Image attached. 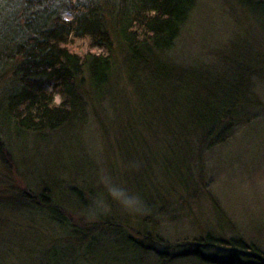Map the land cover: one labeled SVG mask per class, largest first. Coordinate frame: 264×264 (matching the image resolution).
Listing matches in <instances>:
<instances>
[{"label":"trees","instance_id":"obj_1","mask_svg":"<svg viewBox=\"0 0 264 264\" xmlns=\"http://www.w3.org/2000/svg\"><path fill=\"white\" fill-rule=\"evenodd\" d=\"M0 3L4 5L0 12V66L9 67L10 85L1 96L0 127L9 130L17 141L30 137L47 141L60 130L83 129L96 105L103 114L101 119L97 117L103 126L102 109L118 107L120 103L121 108L111 109L122 122L118 126L117 146L121 142L126 148L138 145L142 131L156 134L162 151L174 154L173 151L186 149L190 153L204 145L213 147L230 134L232 123H223V119L227 112L235 114L232 108L236 90L226 84L221 98L205 101L198 91L203 74L176 71L169 62V55L196 7L195 0ZM243 4L264 19L262 0H244ZM65 15L70 19H63ZM73 39H86L99 52L76 54L68 48ZM181 153L179 158L170 159L172 164L164 159L167 165H162V176L169 183L186 188L190 180L188 165L193 159L190 160L191 154ZM138 179L139 174L125 176L128 184ZM138 189L140 205L135 212L151 221L157 198ZM71 194L68 197L79 211L77 220L61 209L62 201L46 188L32 195L20 194V209L26 211L24 214L42 217L45 228L40 235L41 244L38 240L28 250H17L24 254L22 259L28 264L164 261L166 256L156 249L162 241L159 235L152 236L143 227L141 240L134 239L117 228L111 218L97 213L94 205L102 200L106 206V198L92 194L86 199L79 191ZM193 241L194 253L186 254L193 264H264V253L239 238L222 241L206 235ZM216 243L226 246L228 258L206 254ZM8 254V249L0 248V260Z\"/></svg>","mask_w":264,"mask_h":264},{"label":"rangeland","instance_id":"obj_2","mask_svg":"<svg viewBox=\"0 0 264 264\" xmlns=\"http://www.w3.org/2000/svg\"><path fill=\"white\" fill-rule=\"evenodd\" d=\"M243 2L195 0L196 7L169 55L176 71L203 74L198 90L201 99L221 98L226 84L236 90L235 114L227 112L223 119L233 127L223 142L173 154L162 151L156 134L141 131L138 145L126 148L121 142L117 146L122 122L113 110L121 108V103L102 109L103 126L97 119L103 114L96 105L83 129L60 130L47 141L30 137L19 142L0 127V248L9 250L0 264H28L17 250L35 246L45 228L42 217L20 209V194L32 195L41 188L62 201L61 209L72 220L79 214L68 197L73 191L86 199L92 194L106 198V206L102 200L100 204L107 210L94 205L97 213L111 218L126 235L141 240L145 227L152 236L162 238L156 249L166 257L158 264H193L187 259L194 253L193 240L206 235L222 241L239 238L264 253V19ZM68 48L76 54L99 52L86 39L70 40ZM8 80L9 67L0 66V103L10 86ZM180 152L193 159L186 188L162 176V165L174 163L170 159L179 158ZM128 174H139L141 179L128 184ZM138 188L157 198L151 221L141 212L124 211L110 195V189H120L136 196ZM225 247L216 243L206 254L228 258Z\"/></svg>","mask_w":264,"mask_h":264},{"label":"clouds","instance_id":"obj_3","mask_svg":"<svg viewBox=\"0 0 264 264\" xmlns=\"http://www.w3.org/2000/svg\"><path fill=\"white\" fill-rule=\"evenodd\" d=\"M110 195L124 211L135 212L139 210L140 201L138 197L130 196L120 189H110ZM98 208L101 211L107 210L102 204H98Z\"/></svg>","mask_w":264,"mask_h":264}]
</instances>
